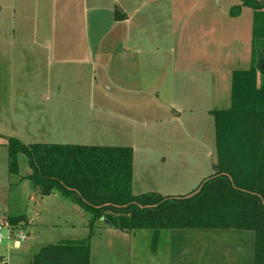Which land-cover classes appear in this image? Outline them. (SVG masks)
<instances>
[{
	"label": "rangeland",
	"instance_id": "374dc122",
	"mask_svg": "<svg viewBox=\"0 0 264 264\" xmlns=\"http://www.w3.org/2000/svg\"><path fill=\"white\" fill-rule=\"evenodd\" d=\"M112 1L117 0L104 4ZM118 1L134 10L130 22L138 44L125 58L130 63L119 57L123 46L106 43L113 36L105 9L94 15L97 24L88 36L105 39L93 48L100 55L85 63L75 47L66 62H54L51 48L39 41L52 34L49 17H37L27 2L25 12L0 4V223H6L4 213H24L31 224H16L25 239L16 248L2 242L0 264H29L45 245L85 238L89 218L58 192L40 198L29 181L18 180L28 170L22 156L18 173L9 174L7 138L130 147L135 195H186L212 174L209 112L229 107L231 72L249 67L252 10L240 0H129V6ZM236 6L239 13L231 16ZM72 28L81 27L74 22L69 33H77ZM169 236L163 233L153 254L148 232L97 225L90 263L170 264ZM187 241L201 253L214 244L212 255L221 257V264L244 257L230 255L224 237L210 243L195 233Z\"/></svg>",
	"mask_w": 264,
	"mask_h": 264
},
{
	"label": "trees",
	"instance_id": "16d2710c",
	"mask_svg": "<svg viewBox=\"0 0 264 264\" xmlns=\"http://www.w3.org/2000/svg\"><path fill=\"white\" fill-rule=\"evenodd\" d=\"M252 10L249 67L230 77V104L209 112L214 126L212 174L190 193L165 196L132 192L133 150L130 147L76 144H23L7 138V171L18 173L22 156L27 180L40 198L58 192L88 216L87 236L41 247L29 264H91L90 240L97 225L122 233L146 231L155 254L164 232L170 236V264H221L189 246V236L208 242L227 238L230 264H264V4L240 0ZM240 6L231 9V16ZM115 18H121L115 12ZM13 230L23 215L4 220ZM211 243V242H210ZM203 250V249H202Z\"/></svg>",
	"mask_w": 264,
	"mask_h": 264
},
{
	"label": "crops",
	"instance_id": "0c3cea01",
	"mask_svg": "<svg viewBox=\"0 0 264 264\" xmlns=\"http://www.w3.org/2000/svg\"><path fill=\"white\" fill-rule=\"evenodd\" d=\"M105 1L106 0H0V4L2 6L4 5V7H8V9L13 12L16 9L25 12L27 2L37 17L38 15H46L49 17L52 34L47 36L48 38L42 37L39 41L41 43L40 46L45 44L51 48L50 56L54 62H66L69 56L73 57V54L75 53L73 48L75 47L80 48V54L78 55L80 58L84 59L85 63L91 62L92 58L100 55L99 52L93 50V48H99L105 39L103 40V38H101L96 42V40L90 39L88 36L90 37V33L95 30L92 26L97 24L94 22V15L105 9L111 14V22L108 29L109 32L112 31L111 36H113V39L106 40V43L109 45L117 44L123 46L119 57L130 63V60L125 58L127 54L130 53V47L138 44V40L135 38L132 24L130 22L132 20L130 17L131 12L134 10H128L123 4L118 3V0L112 1L107 6L104 4ZM125 5L129 6V0H125ZM116 11L121 18L116 19L114 17L113 14ZM73 14H76V17H71ZM89 16H93L92 20L89 19ZM74 22H76L81 28H75L74 30L72 28L71 30L77 33H69L71 32L70 26ZM130 27L132 29H130ZM35 39L37 40V38ZM21 215L25 217L26 228H28L31 224L24 213H21ZM2 216L3 220H5L8 215L4 213ZM11 244L12 247H17V242H11Z\"/></svg>",
	"mask_w": 264,
	"mask_h": 264
},
{
	"label": "built area",
	"instance_id": "2783aa9c",
	"mask_svg": "<svg viewBox=\"0 0 264 264\" xmlns=\"http://www.w3.org/2000/svg\"><path fill=\"white\" fill-rule=\"evenodd\" d=\"M7 242H24L25 239L19 230H13L7 223H0V244Z\"/></svg>",
	"mask_w": 264,
	"mask_h": 264
}]
</instances>
